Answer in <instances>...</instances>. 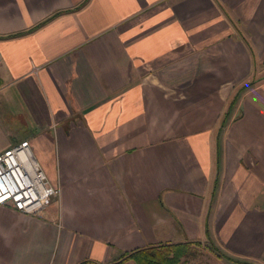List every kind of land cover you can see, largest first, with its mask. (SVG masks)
I'll list each match as a JSON object with an SVG mask.
<instances>
[{"label":"crops","instance_id":"crops-1","mask_svg":"<svg viewBox=\"0 0 264 264\" xmlns=\"http://www.w3.org/2000/svg\"><path fill=\"white\" fill-rule=\"evenodd\" d=\"M25 140L61 195L0 204V264H264V0H0V152Z\"/></svg>","mask_w":264,"mask_h":264},{"label":"built area","instance_id":"built-area-1","mask_svg":"<svg viewBox=\"0 0 264 264\" xmlns=\"http://www.w3.org/2000/svg\"><path fill=\"white\" fill-rule=\"evenodd\" d=\"M61 195L37 160L30 141L0 152V204L42 214Z\"/></svg>","mask_w":264,"mask_h":264},{"label":"trees","instance_id":"trees-1","mask_svg":"<svg viewBox=\"0 0 264 264\" xmlns=\"http://www.w3.org/2000/svg\"><path fill=\"white\" fill-rule=\"evenodd\" d=\"M50 19L51 18L48 20ZM22 34H24V32L18 33L17 35ZM209 245L212 250L219 253L216 245ZM202 246L203 242L199 240L140 247L125 253L115 264L124 263L132 259L138 264H184L189 259L196 258L200 254L199 247Z\"/></svg>","mask_w":264,"mask_h":264},{"label":"rangeland","instance_id":"rangeland-1","mask_svg":"<svg viewBox=\"0 0 264 264\" xmlns=\"http://www.w3.org/2000/svg\"><path fill=\"white\" fill-rule=\"evenodd\" d=\"M200 254L196 258L189 259L187 262L184 264H216L215 257L213 253H210L211 250L208 248H200ZM209 254L211 257H207L205 254Z\"/></svg>","mask_w":264,"mask_h":264}]
</instances>
